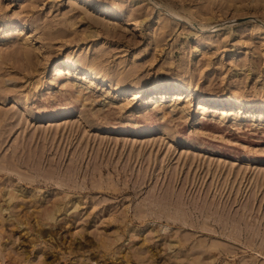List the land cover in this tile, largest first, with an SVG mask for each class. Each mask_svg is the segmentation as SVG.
<instances>
[{
    "label": "rangeland",
    "instance_id": "374dc122",
    "mask_svg": "<svg viewBox=\"0 0 264 264\" xmlns=\"http://www.w3.org/2000/svg\"><path fill=\"white\" fill-rule=\"evenodd\" d=\"M92 2L0 0V264H264V0Z\"/></svg>",
    "mask_w": 264,
    "mask_h": 264
},
{
    "label": "bare ground",
    "instance_id": "6f19581e",
    "mask_svg": "<svg viewBox=\"0 0 264 264\" xmlns=\"http://www.w3.org/2000/svg\"><path fill=\"white\" fill-rule=\"evenodd\" d=\"M86 3H87V5H89L90 6V4H92L93 5V3L94 2H92V0H84ZM113 14H115V15H117L118 14V12H115V11H112V10H109V15H113ZM78 67H79V65H78ZM79 69H81V67L79 68ZM56 72H59V71H61V67L60 66H57L56 67V70H55ZM82 77H83V79H85V80H91V81H95V80H100V82H102V81H104V79L100 76H97V74L96 73H94V72H91V71H88V70H83V73H82ZM117 90L119 89V88H117V87H115ZM151 90H149L150 92H151V95L153 96V97H157L160 93H158V92H163V91H168V90H175V91H179V93L180 92H182V91H184V87L182 86V85H180V84H176V83H159V84H153V85H151ZM144 90V88H142L140 91H141V93H142V91ZM138 93V92H137ZM140 94V93H139ZM139 94H137V95H135V97H137V96H140ZM161 95H163V93H161L160 94V96ZM212 99L211 98H202V100L198 103V106L199 107H204V106H206V104L207 103H212V104H219V103H216V102H212L211 101Z\"/></svg>",
    "mask_w": 264,
    "mask_h": 264
}]
</instances>
